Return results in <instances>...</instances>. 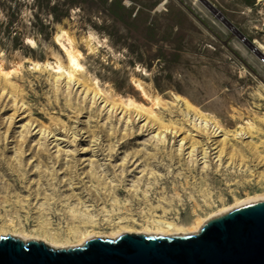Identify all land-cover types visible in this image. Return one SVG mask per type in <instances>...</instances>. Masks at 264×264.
Returning <instances> with one entry per match:
<instances>
[{"label":"rangeland","instance_id":"rangeland-1","mask_svg":"<svg viewBox=\"0 0 264 264\" xmlns=\"http://www.w3.org/2000/svg\"><path fill=\"white\" fill-rule=\"evenodd\" d=\"M60 31L83 55L85 71L72 90L59 89L61 75L32 67L57 58L66 64L54 44ZM90 34L101 43L92 55L84 42ZM256 47L264 48L258 0H0V230L37 238L50 220L65 244L76 243L70 231L109 241L121 230L147 233L149 207L171 210L168 220L190 228L263 198L264 67ZM135 81L167 102L154 109L161 123L124 105L153 107ZM96 92L114 113L96 104ZM173 96L226 136L188 135L186 111ZM146 123L156 129L141 136ZM163 135L165 144L157 139ZM133 153L149 157L129 176L143 160L122 171ZM190 153H207L208 163ZM120 184L127 192L113 195L120 220L136 224L111 227L112 189ZM92 216L95 223L84 225Z\"/></svg>","mask_w":264,"mask_h":264},{"label":"water","instance_id":"water-1","mask_svg":"<svg viewBox=\"0 0 264 264\" xmlns=\"http://www.w3.org/2000/svg\"><path fill=\"white\" fill-rule=\"evenodd\" d=\"M0 264H264V202L231 212L186 238L124 234L69 251L0 238Z\"/></svg>","mask_w":264,"mask_h":264},{"label":"bare ground","instance_id":"bare-ground-1","mask_svg":"<svg viewBox=\"0 0 264 264\" xmlns=\"http://www.w3.org/2000/svg\"><path fill=\"white\" fill-rule=\"evenodd\" d=\"M258 4L264 5V0H258ZM220 18H221V16H220ZM84 42L88 46L90 55L94 54L96 52L97 48H100V46H101L100 41H98L97 38L91 34L85 39ZM54 44L57 47H59L60 51L66 57V64H64L61 59L57 58L55 62L48 61V62H45L44 64L32 63V67H34V69H36V70H40L41 68H45L47 70H52L53 73H55V74L61 75L60 79H58L56 81L59 89L72 90L71 89V83H73L75 81L78 83L79 79H77L76 77L77 76L80 77L82 75V73L85 71L84 66L81 64V59H82L83 55L80 51H78L76 49L75 41L72 40V38H70L68 36L67 32H65V31H60L55 35ZM27 45L30 46L32 49L37 48V44L33 40H28ZM254 49H256V52L258 54H264V48L263 47H256ZM1 73H3V71ZM3 75L8 76L9 73H3ZM62 77H65V78L61 80ZM133 85L138 90V92H140L142 94V96L145 100H147L149 103H152L153 107L148 108L144 105L137 104L132 100H128L126 103H124V105L127 108H134L139 113L146 115V116L150 117L151 119L156 120L157 122L161 123L157 114L154 112V109H158V108H161L163 106H166L167 102L163 101L160 97L150 96L147 93V91L145 90V88L143 87L142 83H140L139 81L133 82ZM83 87H84V85H83ZM95 87L98 89L97 83L95 84ZM93 99L96 102V104H99V106L104 105L102 107V108H104V112L114 113L113 107H111V105L106 103L101 98V96L99 97L98 92H96L94 94ZM173 100H174V102L172 103L173 105L175 103L182 104V107L184 108L186 113H192V115H193V116H190L189 114L187 115L185 113V115H186L185 118H187V123H188L186 125L187 126L186 132L188 135L193 136V132L199 131L202 133H210L211 132L212 135H214L215 137L218 136L220 138L223 137V135L226 136V134L223 132L222 128L218 124L213 123V122L210 123L208 120H206L205 115L200 114L198 112V110L188 100L183 99L180 96H173ZM247 125L250 126V124H247ZM155 129L156 128L154 126L146 123L141 127L140 134H141V136H144L145 133H149L150 131H153ZM249 129H252V128L250 127ZM246 134H243V131H242L240 134L237 135V138H242V136H244ZM155 138L156 137H153V139H155ZM52 139H55V137H52ZM157 139L159 140V142H162L161 144H165V141H163L166 139L164 135L162 138L159 137ZM55 141L58 142L59 140H55ZM52 144L53 143H51L50 145H52ZM50 145L47 147H50ZM54 147H59V146H54ZM178 151L179 152L185 151V147L183 146V144L180 146ZM188 156H189L188 158L191 159V161L196 162L198 164L205 165L208 163L207 162V153H205L204 156H202V157L196 156L192 153L188 154ZM147 157H149V156H146L142 153H133V154L128 155V158L124 162V165H121L122 171L127 172L129 167H131V168L134 167L136 162H138L140 159H143L141 164L137 165V167L135 169H133L132 171L129 172V176H131L132 173H137L138 169L143 164H146V158ZM151 159L156 160L154 157ZM64 161H66V160L64 159ZM122 166H124V167H122ZM140 173H142V172H140ZM139 186H140L139 182H138V185H137V183H135L132 186V190H133L132 192L135 195H137V193H139V189H138ZM112 190H113V194L111 195V199H113L114 204H116V206H113L114 207L113 209L117 210L118 213L115 214V212H112L111 214H109L110 216L108 217L109 219L106 221V224L108 226H111V227L113 224L114 225H120V224L129 222V221H133V223L136 224V221H134V219H131V220L122 219V220H120L122 208H120L118 206V202L113 195H121V194L127 193L125 191L124 186H122V184H120V186L116 185V186H113ZM260 202H264V197L258 198V199H250V200L242 201L240 203L235 204L232 207L221 210L216 215H212L207 220L198 221L195 226H192L190 228L179 226L177 224L178 223L177 218L175 219V221L168 220L169 216L172 215L171 210H165L161 206L158 208L149 207V214L148 215L150 216V218H148L143 223V227H145L147 233H139V234L141 236H155V237H162V238H186V237H190V236H196V235H199L203 231V229L208 224H210L211 222L216 221V220L224 217L225 215H227L231 212H234V211L239 210L241 208L247 207V206L252 205V204L260 203ZM157 213H161V217H159ZM114 220H117V221L120 220V221L117 223H114L115 222ZM50 222L51 221L48 220L47 224L42 227L41 230L43 231L42 232L43 234H42V236H39L37 238L26 235V233H24L22 229H17L16 227H12L9 230H0V238L12 237V238L18 240L19 242H21L23 244H27L29 242H38V243L44 242L48 246H51L54 250L56 249V250H66V251L83 248L84 246H86V244L88 242H90L91 240L96 238V237L88 236L86 238L81 239L80 236H78L77 231L76 232L70 231L69 236H71V238H73V240H75L76 243L72 244V243L68 242V244H65L63 239L60 238L56 233L53 232V228H52ZM93 223H95V221H94V218L92 216V217H90V220L88 221V223H85L84 225L93 224ZM124 234H128V231L121 230V231L117 232V234L114 235L113 238H110L108 240L109 241H117Z\"/></svg>","mask_w":264,"mask_h":264},{"label":"built area","instance_id":"built-area-1","mask_svg":"<svg viewBox=\"0 0 264 264\" xmlns=\"http://www.w3.org/2000/svg\"><path fill=\"white\" fill-rule=\"evenodd\" d=\"M127 1H124V3H126ZM259 56H261L260 58V65L264 67V54H258Z\"/></svg>","mask_w":264,"mask_h":264}]
</instances>
